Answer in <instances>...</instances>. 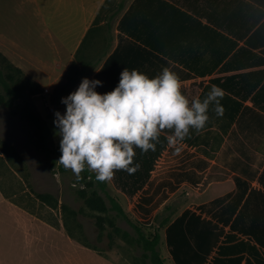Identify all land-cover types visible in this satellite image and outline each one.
I'll use <instances>...</instances> for the list:
<instances>
[{
  "label": "crops",
  "instance_id": "0c3cea01",
  "mask_svg": "<svg viewBox=\"0 0 264 264\" xmlns=\"http://www.w3.org/2000/svg\"><path fill=\"white\" fill-rule=\"evenodd\" d=\"M121 3L111 26L107 19L97 25L112 44L88 77L103 82L97 92L112 91L125 67L149 78L169 67L189 100L203 99L212 84L224 97L223 115L210 108L205 129L192 130L179 154L166 156L168 144L143 185L124 183L127 176L117 171L115 187L134 191L138 206L152 214L176 192L184 197L179 216L190 212L198 227L209 222L221 231L205 264H264V0H19L0 19V51L42 85L35 98L47 105L98 14ZM26 211L0 201V264H52L59 240L74 247L61 224Z\"/></svg>",
  "mask_w": 264,
  "mask_h": 264
},
{
  "label": "clouds",
  "instance_id": "9594fccd",
  "mask_svg": "<svg viewBox=\"0 0 264 264\" xmlns=\"http://www.w3.org/2000/svg\"><path fill=\"white\" fill-rule=\"evenodd\" d=\"M97 86L103 82L82 78L75 91L61 98L65 112H54L61 152L56 164L71 170L77 182L85 171L100 183L112 182L117 171L135 174L141 167L135 149L155 152L162 134L170 133L167 142L179 154L192 130L205 129L210 108L223 115L219 85L212 84L203 99L189 100L179 74L169 67L153 78L125 67L112 91L101 94Z\"/></svg>",
  "mask_w": 264,
  "mask_h": 264
},
{
  "label": "trees",
  "instance_id": "16d2710c",
  "mask_svg": "<svg viewBox=\"0 0 264 264\" xmlns=\"http://www.w3.org/2000/svg\"><path fill=\"white\" fill-rule=\"evenodd\" d=\"M124 4L121 3L116 11L110 15L103 17V10L98 14L94 21V26L89 29L81 47L79 48L76 59L70 65L66 74L56 85L54 91L50 95V103L54 106L55 111L61 112L62 108H66L61 103V98L66 97L71 92L75 91L82 78L89 77L101 65L103 60L109 55L112 44L107 40V34H104L97 26L104 19H107L106 25L111 26V22L122 12ZM102 39L103 46L101 51L94 60H88L86 50L95 42V40ZM109 39V38H108ZM44 93L42 85L31 79L26 73L16 66L6 55L0 51V106L10 110L12 115H19L23 121H26L31 131V143L36 150L44 153L50 160L52 168L61 174L68 173L71 170H65L62 165L56 164L59 160L61 152L60 145H56L50 125V116L44 117L37 109L34 98L37 95ZM54 116V114H53ZM55 119V117H54ZM167 134H162L160 137L161 143L157 144L156 151H149L142 153L139 148L138 159L135 157V162L141 165L140 169L132 175L122 171L127 179L124 183L133 181L137 182L141 179L143 185L157 159L161 156L167 148L168 142L166 139ZM2 145L6 149L5 152L11 157V154L21 158L16 149L7 141L2 140ZM9 151L11 153H9ZM10 154V155H9ZM22 159V158H21ZM23 160V159H22ZM84 177L77 182L76 188L77 197L85 203V205L97 215L96 224L100 231L105 229V223L108 222L110 227L114 229L117 234L122 233L123 238L143 250V258L148 264H169L161 249L163 236H166L167 244L171 250V262L173 264H205L209 255L211 254L214 245L217 243L221 231L216 230V226L207 222L206 228H200L196 223L188 220L189 213L184 211L181 216L173 218V213H169L161 221L159 226H152L153 224L146 225L139 220H134L128 215L123 207L120 196H116L110 191L109 183H100L95 179L94 174L85 171L82 173ZM136 186V189L140 186ZM1 189V187H0ZM5 198L10 199L9 196L1 189ZM134 191L127 195H134ZM32 201H37L40 204H47L54 209L61 208L62 211L68 213L70 217H77L79 211L71 208L66 203H61L60 199L47 192L32 191L29 196ZM14 202L13 200H10ZM15 203V202H14ZM20 206V205H19ZM28 212H32L27 207L20 206ZM172 208L167 207L166 210ZM34 214V213H32ZM158 217V216H157ZM126 220L134 229V234L122 230L115 223V219ZM53 226L60 227L58 222H48ZM70 236H72L70 229L65 222L63 224ZM192 236H196L195 243L192 241ZM110 237H112L110 235Z\"/></svg>",
  "mask_w": 264,
  "mask_h": 264
},
{
  "label": "rangeland",
  "instance_id": "374dc122",
  "mask_svg": "<svg viewBox=\"0 0 264 264\" xmlns=\"http://www.w3.org/2000/svg\"><path fill=\"white\" fill-rule=\"evenodd\" d=\"M18 4L19 0H0V19L4 14L7 15L15 11ZM110 12H103V17L110 15ZM102 43V39L99 38L86 50L87 56H89L88 60L97 58L96 56L102 49ZM45 95L49 97L47 90H45ZM34 102L44 117L50 116L53 138L60 142V137L55 135L58 129L53 123L54 113L49 111L51 103L46 105L45 98L42 99L41 96L36 97ZM2 140L11 144L23 160L13 154L9 157L2 145ZM9 153L11 152L9 151ZM169 154H177L174 147H171L170 153L166 152V156ZM160 169L158 168L157 173L161 172ZM109 184L111 193L121 197L123 207L128 215L143 224L159 226L167 214L173 213L174 218L181 213L182 209L184 210L185 198H182L178 192L172 195L168 203L157 211L158 213L152 214L154 209L141 204L138 206L133 196L120 192L113 181ZM78 185L71 171L65 174L59 173L51 167L49 158L36 150L31 143V131L27 122L23 121L19 115H12L9 109L0 106V187L10 198L6 199L0 189V201L13 200L16 204L32 211H26L27 214L45 222H58L64 228L63 224L67 223L72 234L71 238L74 240V247L72 245L63 246L59 240V249L51 258V263L72 264L73 261V264H148L143 258V250L135 244L127 242L123 238V234H117L108 222L105 223V229L100 231L96 224L95 216L97 214L77 197L76 188ZM32 191L47 192L57 196L61 203H66L79 211L78 216L70 217L61 208L54 209L47 204L32 201L29 197ZM167 207L172 209L168 211ZM115 223L122 230L134 234V229L126 220L118 218L115 219ZM37 242L39 241L37 240ZM160 249L163 255L168 260L170 259L169 264H173L171 248L167 244L166 236H163ZM66 253L71 260L68 259Z\"/></svg>",
  "mask_w": 264,
  "mask_h": 264
},
{
  "label": "built area",
  "instance_id": "2783aa9c",
  "mask_svg": "<svg viewBox=\"0 0 264 264\" xmlns=\"http://www.w3.org/2000/svg\"><path fill=\"white\" fill-rule=\"evenodd\" d=\"M49 111H50V113H54L55 112L54 106L50 105L49 106Z\"/></svg>",
  "mask_w": 264,
  "mask_h": 264
}]
</instances>
